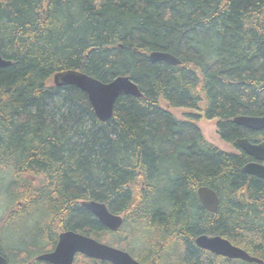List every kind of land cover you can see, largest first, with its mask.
Returning <instances> with one entry per match:
<instances>
[{"label": "trees", "instance_id": "trees-1", "mask_svg": "<svg viewBox=\"0 0 264 264\" xmlns=\"http://www.w3.org/2000/svg\"><path fill=\"white\" fill-rule=\"evenodd\" d=\"M165 52L180 65L151 63ZM0 254L36 261L63 231L128 252L142 264H253L198 248L220 236L264 262V181L235 140L264 131L233 122L264 116V0H0ZM77 70L108 83L129 77L142 97L120 96L100 122L86 94L55 87ZM202 111L235 151L207 142ZM201 106V108H200ZM199 187L218 197L215 213ZM123 218L110 232L82 206ZM22 232L4 240L13 226ZM73 264H110L77 255Z\"/></svg>", "mask_w": 264, "mask_h": 264}, {"label": "water", "instance_id": "water-1", "mask_svg": "<svg viewBox=\"0 0 264 264\" xmlns=\"http://www.w3.org/2000/svg\"><path fill=\"white\" fill-rule=\"evenodd\" d=\"M151 63H165L170 66L180 65V61L173 55L165 52H151L148 55ZM11 62L0 56V68L10 66ZM52 83L55 87L73 86L86 94L87 99L100 122L111 119L116 100L124 96L142 97L136 84L127 76H118L108 83H102L87 74L77 70H65L53 75ZM264 87V83H263ZM234 123L251 131H264V116H237ZM238 148L248 155L252 161L248 162L243 171L245 174L264 181V142L253 145L247 140L236 141ZM196 196L201 207L215 213L218 206L216 193L208 187H199ZM81 206L90 212L97 221L107 230L116 232L123 224L122 216L114 215L106 206L96 201H83ZM195 245L216 256L229 260H240L245 263L264 264L246 251L232 245L220 236L199 235L194 240ZM89 259L107 262L110 264H141L131 255L120 249L100 243L87 235L75 231H63L57 237V243L50 252L39 254L36 261L48 264H73L76 255ZM0 264H7L6 259L0 254Z\"/></svg>", "mask_w": 264, "mask_h": 264}, {"label": "rangeland", "instance_id": "rangeland-1", "mask_svg": "<svg viewBox=\"0 0 264 264\" xmlns=\"http://www.w3.org/2000/svg\"><path fill=\"white\" fill-rule=\"evenodd\" d=\"M162 108L168 110L176 119H182L185 118L186 116L189 115H195L196 117V121H197V126L199 128V130L201 131L203 137L211 144H213L214 146H216L217 148L223 150V151H228V152H233L235 151V149L223 142L218 134H217V129H216V122L214 120H206L203 117L202 111L201 109L199 110H193V109H187V108H174V107H170L168 108L165 104H162ZM201 108V106H200ZM23 228H21V225L16 227L13 226L11 228V234L8 235L7 238H5V242L9 243L10 239L12 240L13 238L16 239V237L19 235V232H22ZM110 246V245H108ZM113 247V246H112Z\"/></svg>", "mask_w": 264, "mask_h": 264}, {"label": "bare ground", "instance_id": "bare-ground-1", "mask_svg": "<svg viewBox=\"0 0 264 264\" xmlns=\"http://www.w3.org/2000/svg\"><path fill=\"white\" fill-rule=\"evenodd\" d=\"M90 104V103H89ZM91 106V105H90ZM234 122V121H233ZM241 127H243V126H241ZM243 128H245V127H243ZM245 129H247V128H245ZM247 130H249V129H247ZM251 131V130H250ZM238 140H243V139H237V140H235V145L237 146V144H236V141H238ZM245 140H247V139H245ZM207 141V140H206ZM248 141V140H247ZM208 142V141H207ZM249 142V141H248ZM262 141H258V142H255V143H252V142H249L250 144H253V145H256V144H259V143H261ZM213 145V144H212ZM238 147V146H237ZM244 153V152H243ZM248 156V155H247ZM246 165V164H245ZM244 165V166H245ZM244 172V171H243Z\"/></svg>", "mask_w": 264, "mask_h": 264}, {"label": "flooded vegetation", "instance_id": "flooded-vegetation-1", "mask_svg": "<svg viewBox=\"0 0 264 264\" xmlns=\"http://www.w3.org/2000/svg\"><path fill=\"white\" fill-rule=\"evenodd\" d=\"M251 161H252V159H251ZM249 162H250V161H249ZM262 164L264 165V160H263ZM122 219H123V218H122Z\"/></svg>", "mask_w": 264, "mask_h": 264}]
</instances>
